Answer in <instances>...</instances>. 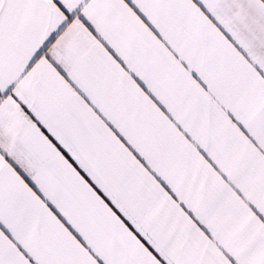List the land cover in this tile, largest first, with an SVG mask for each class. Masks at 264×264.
Here are the masks:
<instances>
[{
	"label": "snow or ice",
	"instance_id": "6c2138e0",
	"mask_svg": "<svg viewBox=\"0 0 264 264\" xmlns=\"http://www.w3.org/2000/svg\"><path fill=\"white\" fill-rule=\"evenodd\" d=\"M0 264H264V0H0Z\"/></svg>",
	"mask_w": 264,
	"mask_h": 264
}]
</instances>
